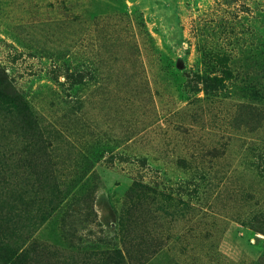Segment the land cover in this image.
<instances>
[{"label": "rangeland", "instance_id": "obj_1", "mask_svg": "<svg viewBox=\"0 0 264 264\" xmlns=\"http://www.w3.org/2000/svg\"><path fill=\"white\" fill-rule=\"evenodd\" d=\"M0 264H264V0H0Z\"/></svg>", "mask_w": 264, "mask_h": 264}, {"label": "trees", "instance_id": "obj_2", "mask_svg": "<svg viewBox=\"0 0 264 264\" xmlns=\"http://www.w3.org/2000/svg\"><path fill=\"white\" fill-rule=\"evenodd\" d=\"M139 28L140 30H142V33H144L147 36V38L150 39V32L146 28L144 21L140 22Z\"/></svg>", "mask_w": 264, "mask_h": 264}]
</instances>
